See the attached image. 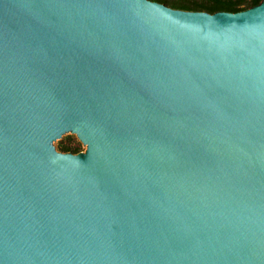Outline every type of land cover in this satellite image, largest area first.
Returning a JSON list of instances; mask_svg holds the SVG:
<instances>
[{
    "label": "water",
    "instance_id": "water-1",
    "mask_svg": "<svg viewBox=\"0 0 264 264\" xmlns=\"http://www.w3.org/2000/svg\"><path fill=\"white\" fill-rule=\"evenodd\" d=\"M0 264H264V0H0Z\"/></svg>",
    "mask_w": 264,
    "mask_h": 264
},
{
    "label": "trees",
    "instance_id": "trees-1",
    "mask_svg": "<svg viewBox=\"0 0 264 264\" xmlns=\"http://www.w3.org/2000/svg\"><path fill=\"white\" fill-rule=\"evenodd\" d=\"M155 2L169 5V7L177 10L192 11V12H208V13H218V12H231L237 13L247 8L241 5L245 0H177L168 4L166 0H154ZM263 0H251L250 7L259 5ZM65 151L70 152L72 149L65 148ZM73 153H77L73 151Z\"/></svg>",
    "mask_w": 264,
    "mask_h": 264
},
{
    "label": "rangeland",
    "instance_id": "rangeland-1",
    "mask_svg": "<svg viewBox=\"0 0 264 264\" xmlns=\"http://www.w3.org/2000/svg\"><path fill=\"white\" fill-rule=\"evenodd\" d=\"M154 1V0H153ZM168 4H171L173 1L177 0H166ZM251 0H245L243 4L241 5L242 7H245L247 9H250ZM169 6V5H168ZM65 148L72 149V151L67 152L65 151ZM61 152L62 153H73V151H76L78 153H85L87 151V146L84 145L79 138H65L63 143L60 146ZM75 154V153H73Z\"/></svg>",
    "mask_w": 264,
    "mask_h": 264
}]
</instances>
